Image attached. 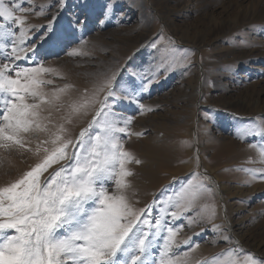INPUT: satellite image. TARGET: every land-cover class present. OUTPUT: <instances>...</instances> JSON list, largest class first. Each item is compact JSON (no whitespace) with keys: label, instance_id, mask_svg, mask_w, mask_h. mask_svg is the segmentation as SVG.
I'll return each instance as SVG.
<instances>
[{"label":"rangeland","instance_id":"374dc122","mask_svg":"<svg viewBox=\"0 0 264 264\" xmlns=\"http://www.w3.org/2000/svg\"><path fill=\"white\" fill-rule=\"evenodd\" d=\"M15 2L34 6L36 11L39 5L45 6L43 16L17 12L28 15L27 22L37 26L45 25L58 7L55 0H32L31 5ZM107 2L67 0L56 23L62 40L41 49L44 66L54 69L44 76L53 81L45 90L71 85L65 99H79L103 73L121 68L140 49L122 74L123 84L130 72L141 70L156 55L142 45L162 36L160 43L169 59L191 64L176 68L143 96L141 102L154 111L141 114L135 104L121 106L122 115L134 117L131 131L144 133L125 138V149L142 161L128 165L135 172L131 179L136 206L164 199L189 181L195 186L206 177L212 192L199 195L201 210L209 217L215 212L214 222L224 226L223 234L231 240L223 241L203 222L185 225L177 234L180 246L174 249L175 255L189 253L188 264L210 262L216 256L225 259L236 241L257 256L264 255V179L253 180L244 171L264 169L260 156L264 137L239 138L241 129L264 125V0H112L116 15L102 25ZM72 17L86 20L82 30L69 27ZM74 48L83 54H66ZM97 107L73 119V137ZM67 111L66 107L54 113V118L59 120ZM35 144L32 138L33 148ZM0 156L5 158L0 161V185L38 162L27 151L0 150ZM206 226L208 231L194 235ZM189 238L199 247L192 250L180 244Z\"/></svg>","mask_w":264,"mask_h":264},{"label":"snow or ice","instance_id":"6c2138e0","mask_svg":"<svg viewBox=\"0 0 264 264\" xmlns=\"http://www.w3.org/2000/svg\"><path fill=\"white\" fill-rule=\"evenodd\" d=\"M23 2L32 4V0ZM55 2L57 12L45 25L37 26L27 22L28 15L17 12L43 16L44 5L36 11L15 0H0V150L33 152L38 158L14 180L0 185V264H188L189 253H174L180 246L176 237L185 225L201 222L230 242V236L223 234L224 226L214 222L216 213L209 217L201 210L199 195L212 192L206 177L195 186L189 181L179 191L142 208L133 199L135 172L128 165L142 161L125 149V138L144 133L131 131L134 117L122 115L121 106L135 104L141 114L154 111L141 102L143 96L176 68L189 67L191 61L178 64L169 59L161 36L142 45L156 55L141 70L130 72L123 84L122 74L140 49L121 68L103 73L79 99H65L71 85L46 91L53 81L44 76L54 69L44 66L41 49L62 40L56 23L67 7V0ZM115 15V4L108 0L101 24ZM85 23L72 17L69 27L82 30ZM187 51L194 54V50ZM66 54L83 53L74 48ZM95 105L91 120L73 137V119L87 115ZM66 107L67 114L55 119L54 113ZM249 134L264 137V125L241 129L239 138ZM260 156L264 159V146ZM244 171L253 180L257 176L264 179V169ZM208 226L194 235L208 231ZM180 244L192 250L199 247L191 238ZM198 264H264V255L257 256L236 241L225 259L216 256Z\"/></svg>","mask_w":264,"mask_h":264},{"label":"bare ground","instance_id":"6f19581e","mask_svg":"<svg viewBox=\"0 0 264 264\" xmlns=\"http://www.w3.org/2000/svg\"><path fill=\"white\" fill-rule=\"evenodd\" d=\"M161 149H162V148H161ZM134 188H135V186H134ZM137 193H138V192H137ZM145 197H146V196H145ZM140 198H141V199H142V198L144 199V197H143V196H141ZM146 198H148V196H147Z\"/></svg>","mask_w":264,"mask_h":264}]
</instances>
